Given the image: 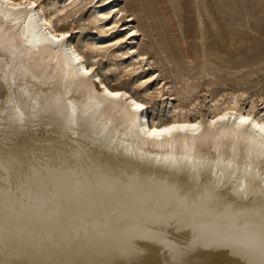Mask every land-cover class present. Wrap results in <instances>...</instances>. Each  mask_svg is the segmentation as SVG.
<instances>
[{"label":"bare ground","instance_id":"6f19581e","mask_svg":"<svg viewBox=\"0 0 264 264\" xmlns=\"http://www.w3.org/2000/svg\"><path fill=\"white\" fill-rule=\"evenodd\" d=\"M122 1L0 12V264H264V142L231 118L208 125L233 103L264 122V96L193 87L179 97ZM79 19L96 38L75 43ZM96 76L146 107L106 98ZM196 121L197 136L140 131Z\"/></svg>","mask_w":264,"mask_h":264},{"label":"rangeland","instance_id":"374dc122","mask_svg":"<svg viewBox=\"0 0 264 264\" xmlns=\"http://www.w3.org/2000/svg\"><path fill=\"white\" fill-rule=\"evenodd\" d=\"M224 1L222 6V0H177L174 7L171 0H155V15L138 0L121 2L144 33L138 46L149 51L154 69L179 97L193 87L264 96V0ZM71 23L82 30L75 43L97 37L85 19Z\"/></svg>","mask_w":264,"mask_h":264},{"label":"snow or ice","instance_id":"6c2138e0","mask_svg":"<svg viewBox=\"0 0 264 264\" xmlns=\"http://www.w3.org/2000/svg\"><path fill=\"white\" fill-rule=\"evenodd\" d=\"M71 2V0H69ZM38 6V0H0V12L4 9H8L10 11H19L23 9H35ZM107 18V17H106ZM45 24H48V21H44ZM51 27V25H49ZM69 33L64 32L59 36L52 35L51 41L53 43H60V41L65 40L68 37ZM131 35H135L132 33ZM127 38V37H126ZM74 59L78 65H80V61L82 57L75 55ZM141 60H146L147 57L141 56ZM91 68L84 67L80 65V73L88 77L92 73ZM155 79V77H152ZM96 82L99 84V87L103 89V95L110 100H120L121 98L128 99L129 103L132 105V109L135 112H141L146 105L138 103L135 99H131L127 92L123 91H111L108 87H106L103 83H100V77H95ZM144 83H148L145 81ZM238 107L236 103H233L231 111H225L222 115H217L215 118L210 119L208 121V125L210 127H215L218 123L224 122L232 119L233 122L237 123L238 126H247L250 125L253 130L259 133V139L261 142H264V122H258L254 119L252 115H243L238 113L235 109ZM201 121H196L195 123H172L165 127L156 128V127H144L140 129L142 134H146L147 138L150 140H162L165 136L171 138L174 133H190L192 136H197L202 130Z\"/></svg>","mask_w":264,"mask_h":264}]
</instances>
